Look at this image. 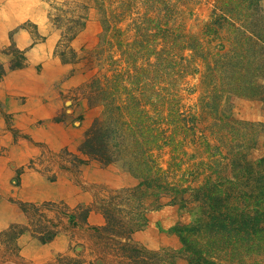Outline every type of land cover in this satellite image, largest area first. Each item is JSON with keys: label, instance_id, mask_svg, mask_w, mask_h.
<instances>
[{"label": "rangeland", "instance_id": "374dc122", "mask_svg": "<svg viewBox=\"0 0 264 264\" xmlns=\"http://www.w3.org/2000/svg\"><path fill=\"white\" fill-rule=\"evenodd\" d=\"M103 3L109 11L120 10L119 1L109 3L105 0ZM214 3L215 0H191L189 6H182L184 10L178 19L190 32L201 34L202 26L210 20ZM239 6L238 14L242 20L236 25L243 24L238 35L242 41L241 73L244 78L252 81L256 93L253 96H231V99L223 102L221 110L225 114L224 127L221 129L227 139L222 142V154L228 156L223 160L227 162L231 144L240 143L239 169L245 178H255V182H259V186L263 188L258 189L257 199H263L264 210V0H241ZM12 10L26 19L9 30V38L12 40L15 31L26 29L31 41L22 48L11 41L3 48L1 52L9 55V60L6 63L0 61V69L6 72L8 68L17 70L26 67V52L38 43L46 44L51 49V54L66 69L58 78L44 71L45 83L49 80L51 83H44V90L41 92H36L33 87L32 91L20 94V85H13L18 104L28 102L30 97L33 98L31 102L39 101L36 96H40L44 103H48L47 114L55 112L51 116L37 117L33 124L39 131L35 127L31 131L22 130L15 121L13 109L7 110L5 103H0V140L3 137L2 150L8 152H3L6 158L8 156L4 165L10 170L9 177L3 179L0 168V264H107L105 257L113 258L114 255H105L109 253V249H105L104 243H99L101 240L97 239V232L92 229L105 224V207L110 204V208L116 209L118 218L122 217L124 221L136 222L143 219L142 214L138 216L142 211L138 199L128 203L125 200V190L135 186L139 179L120 163L103 164L80 148L86 132L97 119L103 118V105L96 99L91 82L102 73L110 75L114 71L110 69L114 67L109 64L111 59L101 65L97 56L103 33L102 9L96 0H0V13L8 16ZM142 13V2H136L131 15L137 17ZM131 20L132 18H126L117 25L127 28L128 34H132L134 29L131 27ZM82 21V28L71 40L63 36V31L78 28ZM226 28L219 32L218 37H206L205 42L208 39L209 44L217 49L223 43L227 49L226 38L230 32ZM112 54L113 58L119 57L117 51ZM48 65L51 70L55 67L53 64ZM204 67V61L197 59L198 72L184 77L178 86V97L183 108L195 109L197 114L201 110L199 103L204 93L201 83ZM43 69L45 67L39 63L35 67V74H40ZM212 120H201L199 127L205 129L210 143L217 145L220 141L216 139V135L210 134V129H206L211 128ZM21 141L34 146L35 153L26 162L17 164L11 156L17 155V144L25 147ZM195 144L194 141L186 145L187 151L193 152ZM12 146L14 147L10 151ZM199 149L202 152V148ZM9 151L12 155H9ZM206 157L204 154L203 158ZM168 159L166 149L160 156L164 168L168 166ZM199 159L201 158L196 156L190 162ZM246 162L252 163L251 168ZM230 168L227 170L229 173ZM32 172L39 177L31 176ZM37 185L39 188L31 195L32 187ZM253 200L255 198L249 199L250 202ZM23 202L33 205L25 206ZM135 213L139 217L137 220L132 217ZM146 219V224L136 230L134 237L132 235L133 242L148 249L166 248L180 254L182 242L173 228L179 223L200 222L208 218L203 214L199 203L191 201L186 208L163 205L151 209L146 212ZM13 223L24 228L20 234L25 236L21 246L12 234L2 233ZM52 232L55 234L51 239L41 240ZM56 238L66 241L68 250L66 254L55 256L53 260L46 262L53 255L48 249L26 248L31 242L46 246ZM20 249L22 254L19 253ZM263 253L257 251L244 256L246 262L240 264H264ZM229 258L222 253L219 263H238ZM176 264H187V260L178 255Z\"/></svg>", "mask_w": 264, "mask_h": 264}, {"label": "trees", "instance_id": "16d2710c", "mask_svg": "<svg viewBox=\"0 0 264 264\" xmlns=\"http://www.w3.org/2000/svg\"><path fill=\"white\" fill-rule=\"evenodd\" d=\"M104 1L96 0L103 12L97 56L101 65L111 59L109 64L114 67L110 69L114 71L102 73L91 82L96 99L103 105V118L86 132L80 148L103 164L120 163L139 179L125 190V200L138 199L142 207L138 216L142 214L143 219L124 221L110 204L105 207V224L92 229L99 243L109 249L105 255L115 256L105 257L107 264H176L178 255L184 256L187 264H220L222 253L240 264L246 262L244 256L264 252L263 199H257L263 188L255 178H245L241 173L240 143L231 144L227 162L223 160L228 156L222 154V142L227 139L221 129L223 102L231 96L256 93L252 81L241 73L242 41L238 35L243 24L236 25L242 20L238 14L241 0H215L201 34L190 32L178 19L182 6H189L191 0H107L119 1V11H109ZM140 1L143 13L133 17V8ZM126 18H132V34L117 25ZM82 26L83 21L78 28L63 31V36L71 40ZM224 27L230 32L227 49L223 43L217 49L208 39L205 42L206 37H218ZM113 51L119 57L113 58ZM197 59L205 66L199 114L183 108L178 97L180 81L198 72ZM4 72L0 69V78ZM211 118V128L206 129L216 135L220 141L217 145H212L205 129L199 127L201 120ZM194 141L196 149L190 153L186 145ZM166 149L169 159L164 168L160 156ZM196 156L201 159L190 162ZM247 164L251 168L252 163ZM251 198L255 200L250 202ZM191 201L199 203L208 219L173 228L182 242L180 254L133 242L132 234L146 224L147 211L163 205L186 208ZM132 217L139 218L136 213ZM23 230L13 223L2 233L16 239ZM54 234L41 240H49Z\"/></svg>", "mask_w": 264, "mask_h": 264}, {"label": "crops", "instance_id": "0c3cea01", "mask_svg": "<svg viewBox=\"0 0 264 264\" xmlns=\"http://www.w3.org/2000/svg\"><path fill=\"white\" fill-rule=\"evenodd\" d=\"M24 19H26L25 16L20 17V14L15 10L10 11V14L8 16H5L2 13H0V61L1 62L6 63V61L9 60V55H5L1 51L9 43H11V41H13L20 48L30 43L31 41L30 34L26 29L15 31L13 33L12 40L9 38V35H8L9 30L13 28L18 22ZM26 56H27L26 59L28 62L26 67L17 69V70L8 68L7 71L0 78V103L2 104L5 103L4 105L7 110L13 109V112H14L13 114L15 115V121L20 128L22 127V130L31 131L32 128L35 127L36 128L35 130L39 131L38 128L33 124L37 120V117H43L45 115L51 116L55 114V112L50 115L47 114L48 113V110H47L48 103L47 102L44 103L43 99L40 96H36L37 99H39V101L31 102L32 101L31 99L33 98L29 96L30 100H28V102L24 104H18V102H16V99H15L14 92L16 91L13 90V85L14 84L20 85V87L18 88L19 90L18 93L20 94H22L23 91L27 93L29 91H32L33 87H35L34 90L36 92H39V91L41 92L42 90H44V83H45V80L43 79V72L48 71L54 75V78H58L59 75L65 71L66 66L63 63H61V61L58 60L57 57L53 56L51 54V49L50 48L48 49L47 45L43 43L42 44L38 43L34 45L33 47H31L30 49H28L26 52ZM39 63L43 64L45 69H43L40 74H35L36 72L35 67ZM48 64H53L55 66L54 69L51 70ZM47 83H51V81L49 80L45 84ZM1 124L2 123H0V125ZM31 124L33 126L30 127ZM2 138L3 137H1V140H0L1 141L0 143V168L3 171V174L1 171H0V174L4 175L2 177L3 179H6L7 177H9L10 170L6 168L4 165V162L7 161L8 156L6 158L3 152H5L6 154H8V152L7 150H2L3 149L2 148V143H3ZM20 143H22L25 147H22L20 144H17L19 145L16 150L17 155H15V157L14 155L11 156L17 164L26 162L31 156V154L35 153L34 146L30 145L29 143L28 145L24 144V142L22 141ZM13 147L14 146L11 147L10 151L13 149ZM10 151H9V155H12V152L10 153ZM31 176H35L37 178L39 177L37 173L35 172H32ZM37 188H39V185H37L35 188L32 187L31 195L34 193V191ZM88 219H89V215H88ZM135 233L136 231L132 234L133 237L135 236ZM24 237H25L24 234L17 237V243L19 245L23 243ZM66 243H67L66 241L57 240L56 238L55 240L53 239L46 246H40L39 244L35 242H31L30 245L26 246V248L33 247V248H38V249L41 248V250L48 249L49 251H52L53 255L47 258L46 260L47 262L49 260L55 259V256L66 254V251L68 250L66 247L67 246ZM22 247H24V245ZM19 253L22 254V249H20ZM28 261H31V260H28ZM34 262H36V260Z\"/></svg>", "mask_w": 264, "mask_h": 264}]
</instances>
